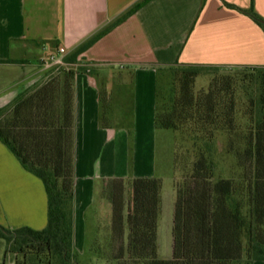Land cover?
Segmentation results:
<instances>
[{
  "label": "crops",
  "instance_id": "crops-1",
  "mask_svg": "<svg viewBox=\"0 0 264 264\" xmlns=\"http://www.w3.org/2000/svg\"><path fill=\"white\" fill-rule=\"evenodd\" d=\"M139 1L0 0V121L55 122L61 114L63 73L75 71L73 246L80 254L92 243L97 225L89 223V213L96 209L93 221L96 216L98 221L100 206L95 202L105 199L101 191L108 180L123 182L126 199L133 180L163 181L155 158L160 132L154 124L158 71L176 64L264 66L263 30L222 0H206L203 5L202 0H151L75 64L64 63L79 44ZM223 1L244 10L252 5L264 18V0ZM61 49L62 71L51 69V62L39 67V60L57 57ZM79 66L87 70L77 71ZM101 102L108 109L106 127L100 122ZM103 205L108 225L110 204ZM124 221L130 235V204ZM0 225L34 230L47 225L41 180L23 169L1 141ZM6 249L5 243L3 264H15Z\"/></svg>",
  "mask_w": 264,
  "mask_h": 264
},
{
  "label": "trees",
  "instance_id": "trees-1",
  "mask_svg": "<svg viewBox=\"0 0 264 264\" xmlns=\"http://www.w3.org/2000/svg\"><path fill=\"white\" fill-rule=\"evenodd\" d=\"M149 1L140 0L87 38L63 59L64 63L75 64L81 54ZM222 3L248 16L264 32V18L252 5L244 10L223 0ZM174 68L175 99L167 100L165 72ZM210 68L227 67L176 64L158 71L155 127L185 136L194 152V161L188 169L183 168L182 179L174 185L172 258L157 257L161 180H133L127 202L123 182L112 179L101 191V197L110 204V221L103 230L100 225L95 227L90 249L97 259L116 264L264 262V66L237 67L257 71L255 82L260 84L259 94L250 101L247 121L241 126L234 118V103L221 106L213 92L204 100L194 97L193 81L201 70ZM74 75L72 70L63 73L61 114L55 122L31 123L20 118L9 123L0 121V141L23 169L41 180L47 196L44 229H8L0 225V239L7 244L5 254L13 255L15 264H87L73 246ZM107 112L101 102L103 127L108 126ZM220 132L228 136L225 153L233 156L240 173L237 179L214 178V148ZM127 203L131 205L128 253L124 247Z\"/></svg>",
  "mask_w": 264,
  "mask_h": 264
},
{
  "label": "rangeland",
  "instance_id": "rangeland-1",
  "mask_svg": "<svg viewBox=\"0 0 264 264\" xmlns=\"http://www.w3.org/2000/svg\"><path fill=\"white\" fill-rule=\"evenodd\" d=\"M50 62L49 57H44L42 60H39V67H45V65ZM50 68H57L58 71H62L65 66L63 64H53ZM79 68L82 67H77V69ZM176 76L177 73L175 68L166 70L165 72L166 78L164 84L167 88V100L169 98H172V100L175 99V93L173 92H175ZM258 76L259 74L257 71L245 68L204 69L200 71L199 75L193 81V95L195 98L200 97L201 100H204L209 92H213L221 106L225 104L227 105L230 102L234 103V118L237 125L241 126L247 121L250 101L259 94L260 84L259 82H255V80L258 79ZM227 137L228 136L222 132L217 135L214 148V158L217 165L214 176L215 180L220 178L237 179L240 175L234 164L233 156L225 153L224 147ZM131 158L132 156L128 157L129 164L132 163ZM155 158L157 175L163 177V181H161V211L157 225V257L161 260H170L172 258L173 244L174 185L182 179L185 170L183 168L186 167L188 169L194 161L192 143L185 136H182L177 132L161 129L157 141ZM125 200L128 202V199ZM104 203H107L105 199H97L95 202L97 208L100 206L98 221L97 216L93 221V215L96 212V209L89 213V223L100 225L102 230L106 227L105 217L102 212ZM89 230H91V228H89ZM91 231H94V226H92ZM129 238L130 235L127 230L124 233V247L126 253H128ZM243 245L246 247V240L243 241ZM4 249L5 242L0 239V264H3L6 259L4 258ZM90 249L91 245L90 247H85V252L81 254V257L87 264H116L110 260L97 259Z\"/></svg>",
  "mask_w": 264,
  "mask_h": 264
},
{
  "label": "built area",
  "instance_id": "built-area-1",
  "mask_svg": "<svg viewBox=\"0 0 264 264\" xmlns=\"http://www.w3.org/2000/svg\"><path fill=\"white\" fill-rule=\"evenodd\" d=\"M63 55H64V50L61 49L59 51V55L57 57L56 56L50 57L51 63H53V64H62V57H63Z\"/></svg>",
  "mask_w": 264,
  "mask_h": 264
}]
</instances>
